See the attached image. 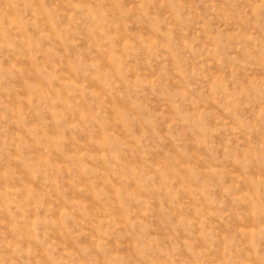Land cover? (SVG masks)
Instances as JSON below:
<instances>
[{"label": "rangeland", "instance_id": "374dc122", "mask_svg": "<svg viewBox=\"0 0 264 264\" xmlns=\"http://www.w3.org/2000/svg\"><path fill=\"white\" fill-rule=\"evenodd\" d=\"M0 264H264V0H0Z\"/></svg>", "mask_w": 264, "mask_h": 264}]
</instances>
